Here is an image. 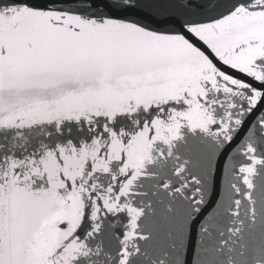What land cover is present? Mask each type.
<instances>
[{
	"label": "snow or ice",
	"instance_id": "6c2138e0",
	"mask_svg": "<svg viewBox=\"0 0 264 264\" xmlns=\"http://www.w3.org/2000/svg\"><path fill=\"white\" fill-rule=\"evenodd\" d=\"M0 264H264V0H0Z\"/></svg>",
	"mask_w": 264,
	"mask_h": 264
}]
</instances>
